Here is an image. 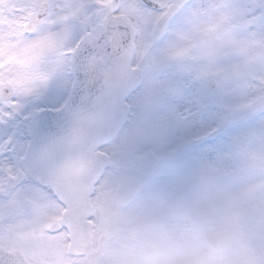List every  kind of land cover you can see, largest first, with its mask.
Masks as SVG:
<instances>
[{
    "label": "snow or ice",
    "instance_id": "snow-or-ice-1",
    "mask_svg": "<svg viewBox=\"0 0 264 264\" xmlns=\"http://www.w3.org/2000/svg\"><path fill=\"white\" fill-rule=\"evenodd\" d=\"M184 216L264 264V0H0V264Z\"/></svg>",
    "mask_w": 264,
    "mask_h": 264
},
{
    "label": "rangeland",
    "instance_id": "rangeland-1",
    "mask_svg": "<svg viewBox=\"0 0 264 264\" xmlns=\"http://www.w3.org/2000/svg\"><path fill=\"white\" fill-rule=\"evenodd\" d=\"M155 229L157 236L162 238L163 244H158V250H152L148 242H152L150 238V231ZM223 232V226L216 222L211 216L205 219H195L190 216H184L179 219L170 218L163 222L149 225L147 227L138 229L134 235L128 238H117L113 241L112 246L117 249L121 254H133L137 257L138 264H185V259L195 253L200 252L205 246V238L208 235L215 236L217 233ZM142 236V244L139 241V249L136 253L129 251L126 248V243L131 239L137 241ZM147 233L149 235H147ZM219 250L213 252L211 250L210 255L213 259L210 264H214L218 261H223L227 255L230 261L234 264H240V260H244V255L240 250H231L234 245L239 244V240L224 234L223 238L218 240ZM126 248L124 249L123 248ZM234 249V248H233ZM220 258V260H219ZM244 264V263H241Z\"/></svg>",
    "mask_w": 264,
    "mask_h": 264
},
{
    "label": "water",
    "instance_id": "water-1",
    "mask_svg": "<svg viewBox=\"0 0 264 264\" xmlns=\"http://www.w3.org/2000/svg\"><path fill=\"white\" fill-rule=\"evenodd\" d=\"M208 238H214V237H213V236H209ZM208 238H207V239H208ZM207 239H206V240H207ZM213 249H217V241L215 242V247H214Z\"/></svg>",
    "mask_w": 264,
    "mask_h": 264
},
{
    "label": "trees",
    "instance_id": "trees-1",
    "mask_svg": "<svg viewBox=\"0 0 264 264\" xmlns=\"http://www.w3.org/2000/svg\"><path fill=\"white\" fill-rule=\"evenodd\" d=\"M134 242H136V241H133V240H132V243H134Z\"/></svg>",
    "mask_w": 264,
    "mask_h": 264
}]
</instances>
